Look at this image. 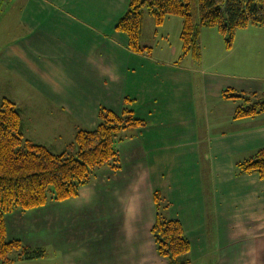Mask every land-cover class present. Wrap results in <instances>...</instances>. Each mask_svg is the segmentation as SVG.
<instances>
[{
	"label": "crops",
	"instance_id": "1",
	"mask_svg": "<svg viewBox=\"0 0 264 264\" xmlns=\"http://www.w3.org/2000/svg\"><path fill=\"white\" fill-rule=\"evenodd\" d=\"M128 4L0 0V78L30 97L24 107L8 98L22 113L25 136L33 121L57 113L74 138L80 127L97 128L101 107L120 114L126 97L146 122L117 143L120 169L102 167L77 197L10 214L31 216L27 245L50 244L61 264H169L152 233L160 192L169 203L162 217L178 220L191 243L190 264H264V180L236 173L264 147V113L237 119L236 103L223 98L226 88H263L264 27L240 29L225 56L204 68L201 50L186 63L173 51L167 58L131 51L116 30ZM143 35L144 25L142 44ZM256 64L263 71L251 75ZM7 231L24 241L10 222Z\"/></svg>",
	"mask_w": 264,
	"mask_h": 264
},
{
	"label": "trees",
	"instance_id": "2",
	"mask_svg": "<svg viewBox=\"0 0 264 264\" xmlns=\"http://www.w3.org/2000/svg\"><path fill=\"white\" fill-rule=\"evenodd\" d=\"M195 0H129L128 8L119 19L116 30L129 38V49L135 53L151 51L142 44L143 8L161 26L168 17L183 19L181 40L183 54L196 56L200 51L202 28H215L226 37L231 49L236 32L249 26L264 27V0H196L200 21L192 14ZM258 92L233 88L223 91V98L236 103L235 118L255 117L264 113V102H253ZM126 97L120 114L105 107L98 112L96 129L80 127L71 143L61 153L35 143L24 133L23 117L14 101L0 102V264L16 260H34L46 255L45 249L32 247L20 239H9L6 217L15 211L45 206L50 201L77 197L83 186L91 183L99 169L121 167L117 143L124 133L146 126ZM238 174H259L264 180V147L237 165ZM52 196L49 197V194ZM157 218L152 228L158 253L169 264H190L191 243L178 220L162 217L169 208L160 192L154 193Z\"/></svg>",
	"mask_w": 264,
	"mask_h": 264
},
{
	"label": "rangeland",
	"instance_id": "3",
	"mask_svg": "<svg viewBox=\"0 0 264 264\" xmlns=\"http://www.w3.org/2000/svg\"><path fill=\"white\" fill-rule=\"evenodd\" d=\"M143 12L144 35L142 41H145V43L143 44L149 46L152 49L151 52L153 56H155L156 58H167L170 52L173 51V59L175 58L174 60L176 62L186 63L188 59L186 55L183 54L182 57H179V54L183 48L182 40L179 38L181 30L183 28L181 26V29H179V21H182V18L180 16H174L176 18L166 20L165 24L161 27L155 24L154 17L149 13L147 8H143ZM192 14L194 16L195 23L198 24V22L200 21V14L198 3L196 2V0L193 3ZM241 36V30H238L235 35V40H239ZM226 48L227 42L224 35L220 34L215 28H203L200 33V50L202 54L204 53V59L206 61V66H203L204 68H208L210 66V62H213L214 60H217L219 58H223L227 53ZM225 66L226 68H229L232 66V64L226 63ZM258 67L259 65L256 64L250 68L251 75L254 72L260 73L263 71V69H260ZM261 81L263 88L258 92V96L253 98V102H264V76ZM5 97L15 100L18 104H21L22 107H24V102L30 99V97L27 96L26 93H23L19 85H17L16 83H8V81L0 78V100ZM212 102L214 104V101ZM45 110L47 111V108ZM25 114L27 115L28 113ZM57 117L60 116L55 113L54 115H51L52 120L43 122V118L36 119L43 126H45L46 129H40L39 127L41 126V124H38V127L33 121V130L32 128H30V130L26 132V136L34 140V142L36 143L48 146L55 153L63 152L66 146L74 139L72 134L74 128L72 130L71 125H68L67 122L59 124L58 121H56ZM211 120L213 127H217L216 125H214L216 121V116L214 115V113H212L211 115ZM261 121H264V119H262ZM54 127L62 132L61 136H59L55 132V130L53 129ZM70 129L71 131H69ZM50 196H52L51 193L49 194V197ZM10 215L11 214L7 215V217L9 216L7 219V223L10 222V228L11 230L12 228L14 230L12 234L17 235L21 239H23V242H25V244H30L29 240H31V238H28L27 231L32 232L33 230L29 226L32 222V217L18 216V214H12L11 216ZM38 247H41L46 251V255L43 258L34 260H16L14 264H61L60 258L55 255V251L51 248L50 244L45 243L43 244V246Z\"/></svg>",
	"mask_w": 264,
	"mask_h": 264
}]
</instances>
